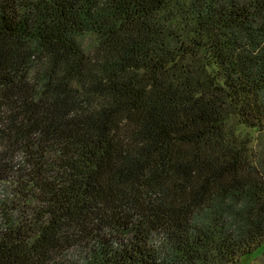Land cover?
Masks as SVG:
<instances>
[{
  "label": "trees",
  "instance_id": "trees-1",
  "mask_svg": "<svg viewBox=\"0 0 264 264\" xmlns=\"http://www.w3.org/2000/svg\"><path fill=\"white\" fill-rule=\"evenodd\" d=\"M264 0H0V264H239L264 244Z\"/></svg>",
  "mask_w": 264,
  "mask_h": 264
},
{
  "label": "rangeland",
  "instance_id": "rangeland-1",
  "mask_svg": "<svg viewBox=\"0 0 264 264\" xmlns=\"http://www.w3.org/2000/svg\"><path fill=\"white\" fill-rule=\"evenodd\" d=\"M242 131L244 134L249 133L252 141V146L255 147V150L257 149V147L259 148V150L262 149L264 140H260L258 132L251 131L250 129L246 128ZM239 264H264V244H262L261 247L257 249L252 255L243 259Z\"/></svg>",
  "mask_w": 264,
  "mask_h": 264
}]
</instances>
